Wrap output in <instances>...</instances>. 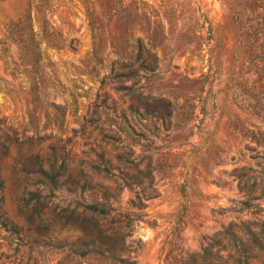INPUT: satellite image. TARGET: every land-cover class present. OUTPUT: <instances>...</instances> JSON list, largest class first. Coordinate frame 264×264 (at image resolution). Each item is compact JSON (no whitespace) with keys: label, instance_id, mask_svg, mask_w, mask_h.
Segmentation results:
<instances>
[{"label":"rangeland","instance_id":"374dc122","mask_svg":"<svg viewBox=\"0 0 264 264\" xmlns=\"http://www.w3.org/2000/svg\"><path fill=\"white\" fill-rule=\"evenodd\" d=\"M123 258L264 264V0H0V264Z\"/></svg>","mask_w":264,"mask_h":264},{"label":"trees","instance_id":"16d2710c","mask_svg":"<svg viewBox=\"0 0 264 264\" xmlns=\"http://www.w3.org/2000/svg\"><path fill=\"white\" fill-rule=\"evenodd\" d=\"M117 2L119 3L120 7H122L124 0H117ZM121 11H122V8L120 9L119 13H117V14L115 13V14H113L111 16L112 17H123V16H120L121 15ZM169 104H170L169 102L166 104V109L167 110H169ZM168 114H170V113H168ZM99 157H100L101 161H103L105 163L107 162V160H105V158H104V153L103 152L99 154ZM117 158L118 159L122 158V156L118 155ZM95 168L98 169V170H101V171H105V172H107L109 170V167L106 166V165H103L101 167V165L98 164V165H95ZM138 200H139L138 202L133 200L131 202L132 205L137 207V208L144 207V203L141 202V198L140 197L138 198ZM87 209L92 214H97V215H105V214L110 213L113 210V208L110 207L109 205L102 204V203H97V202L89 203L87 205ZM121 262L122 263H128V264H134L133 261H130V260L125 259V258L121 259Z\"/></svg>","mask_w":264,"mask_h":264}]
</instances>
